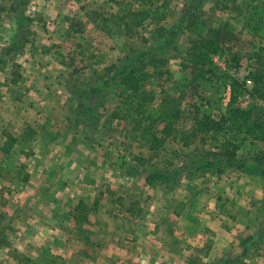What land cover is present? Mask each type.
I'll list each match as a JSON object with an SVG mask.
<instances>
[{
  "label": "rangeland",
  "instance_id": "374dc122",
  "mask_svg": "<svg viewBox=\"0 0 264 264\" xmlns=\"http://www.w3.org/2000/svg\"><path fill=\"white\" fill-rule=\"evenodd\" d=\"M189 11L238 42L191 66ZM141 59L181 128L264 114V0H0V264H264L263 140L227 120L150 150L116 75Z\"/></svg>",
  "mask_w": 264,
  "mask_h": 264
},
{
  "label": "trees",
  "instance_id": "16d2710c",
  "mask_svg": "<svg viewBox=\"0 0 264 264\" xmlns=\"http://www.w3.org/2000/svg\"><path fill=\"white\" fill-rule=\"evenodd\" d=\"M147 15H149V11L135 12L133 17L135 19L138 18L135 25H141L147 18ZM188 19L191 20L190 26L192 25L194 30L193 32L192 28H190L192 35L190 34L189 36L188 55L190 56L191 66L195 68L196 64L203 67L210 63L213 56L221 53L226 47L236 44L239 40L238 34L230 29L229 22L225 19L220 18L218 23H215L212 27H208V29H205V22L198 25V23L195 22L196 18L192 17L190 11L183 17L184 21H188ZM149 61L153 66L155 65V62H158V64L164 62V60L155 57H151ZM139 63L141 65L140 67L139 65H133L129 68L120 69L116 71V75H119V81L127 92V98L130 99L132 104H134L133 109H129L132 111L130 112L132 114H129L132 121L131 130L140 131L141 139L146 141L150 150L163 144L169 137L171 140H176L178 137H181L180 139L183 146L189 145L190 137L194 139L199 134L213 139L212 137L222 129L227 120L230 122L231 120L236 122L239 128L243 129L245 132L254 133L259 140H263L264 142V114L257 112L253 107L241 108L232 103V101L227 109L229 119L221 117L219 121H215L206 114H201V117H199V113L196 112L192 118V123L188 128H185L184 126L181 128L180 125H178V118L181 116L179 110L175 109L170 103L163 105L164 100L169 99L168 94H163L164 96L160 101L161 109L157 111L158 113L156 112V114H154L146 106L148 98L146 97V94H144L146 92L143 89L144 85L142 84V81L155 75H158V78H163V75L166 72H163L161 69L149 70L148 66L151 64L148 63L143 65L144 62L142 59ZM197 70L199 69L197 68ZM258 74L259 72H256L255 75L258 76ZM197 77V75H193L190 78V82H194ZM258 79L259 77L256 78L255 83L258 82ZM162 92L164 93V90ZM255 93L258 98L264 100V90L257 88ZM205 136L204 139L206 138ZM225 144L227 145V142ZM225 144H221L220 148ZM231 145L234 149L237 148L234 144ZM225 155L229 156L227 158V161H229L232 158L233 153ZM161 177L162 174L160 172H148L145 175L146 183L148 185H153Z\"/></svg>",
  "mask_w": 264,
  "mask_h": 264
}]
</instances>
